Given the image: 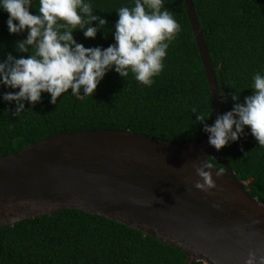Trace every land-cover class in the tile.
Listing matches in <instances>:
<instances>
[{"label": "trees", "instance_id": "trees-1", "mask_svg": "<svg viewBox=\"0 0 264 264\" xmlns=\"http://www.w3.org/2000/svg\"><path fill=\"white\" fill-rule=\"evenodd\" d=\"M94 14L107 23L95 39L75 30L73 38L85 47L114 43L112 26L116 9L132 0H90ZM203 41L220 92L221 114L231 110L236 91L239 102L250 95L252 76L264 75V0H192ZM181 30L169 45L163 69L151 87L138 84L129 73L122 78L108 71L94 94L72 96L69 92L49 103L41 93L34 105L25 102L18 117L13 103L0 100V156L59 132L89 129L124 130L178 142L200 140L207 134L194 123L197 112H211L210 92L183 0H164ZM29 11L35 14L38 0ZM0 11V59L18 53L15 42L26 32L9 34ZM96 22L93 21V26ZM114 30V29H113ZM14 91L0 86V92ZM211 124V115L205 120ZM246 136L216 152L244 183L247 193L264 204V148L258 146L245 126ZM216 168L220 161L205 157ZM225 172V169H224ZM185 253L140 231L108 218L78 209H63L0 227V264H183ZM190 264H205L193 261Z\"/></svg>", "mask_w": 264, "mask_h": 264}, {"label": "water", "instance_id": "water-1", "mask_svg": "<svg viewBox=\"0 0 264 264\" xmlns=\"http://www.w3.org/2000/svg\"><path fill=\"white\" fill-rule=\"evenodd\" d=\"M210 92L219 89L192 0H183ZM225 169L216 187H194L205 157ZM217 205V207H213ZM63 209L96 214L185 253L183 264H244L264 256V204L249 195L207 135L168 141L127 129L59 132L0 156V227Z\"/></svg>", "mask_w": 264, "mask_h": 264}, {"label": "clouds", "instance_id": "clouds-1", "mask_svg": "<svg viewBox=\"0 0 264 264\" xmlns=\"http://www.w3.org/2000/svg\"><path fill=\"white\" fill-rule=\"evenodd\" d=\"M30 8L32 0H0V11L8 14V33L26 32L24 39L15 42V50L28 55L8 53L0 59V86L14 90L0 92V100L14 104L11 114L16 117L25 111V102L30 106L40 102L41 93L49 94L51 104H56L57 98L69 89L74 97L81 92L93 95L110 70L123 79L131 73L138 84L151 87L153 78L164 67L169 45L181 30L164 0H132L130 7L115 10L118 19L111 30L114 43L106 48L85 47L72 33L81 30L85 38L95 39L97 31L107 23L94 14L90 0H38L35 14ZM248 88L252 92L244 96L243 103L238 100L241 91L235 90L231 110L218 115L210 125L205 120L211 112L190 108L195 114L194 123L202 125L208 144L217 151L249 134L245 126L258 146L264 148V75L254 74ZM220 96L224 103L225 94L220 92ZM211 169L213 164L204 159L195 168L199 177L194 183L196 189L208 192L216 187ZM223 172V168L216 169V177ZM244 264H264V256L257 258L249 252Z\"/></svg>", "mask_w": 264, "mask_h": 264}]
</instances>
